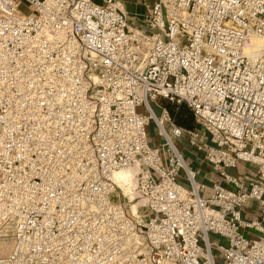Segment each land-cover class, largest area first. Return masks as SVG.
<instances>
[{"label":"built area","instance_id":"built-area-1","mask_svg":"<svg viewBox=\"0 0 264 264\" xmlns=\"http://www.w3.org/2000/svg\"><path fill=\"white\" fill-rule=\"evenodd\" d=\"M142 21L0 0V264H264V50L244 52L264 0H154Z\"/></svg>","mask_w":264,"mask_h":264},{"label":"crops","instance_id":"crops-1","mask_svg":"<svg viewBox=\"0 0 264 264\" xmlns=\"http://www.w3.org/2000/svg\"><path fill=\"white\" fill-rule=\"evenodd\" d=\"M153 1L154 0H120V4L127 12L130 22L132 24L142 26L143 25L142 18L144 14L147 13V11L150 9ZM169 111L173 113L170 109ZM179 124L183 125L182 123ZM183 126L189 128L194 127L191 123L190 124L186 123ZM149 136L151 142L155 144L156 141L152 138L153 134L152 135L149 134ZM183 152L189 166L196 171V176L198 180L206 183L207 185H211V183L215 180L216 174L212 170V168L203 160V153L189 146H185L183 148ZM247 166L252 167L250 164H246V163L244 164V162H240L238 167L236 169L231 170V172L235 174H241L243 169ZM178 180L180 183L184 184L185 186L188 185L183 176V172H180V176L178 177ZM245 218L248 219L249 215H245Z\"/></svg>","mask_w":264,"mask_h":264},{"label":"bare ground","instance_id":"bare-ground-1","mask_svg":"<svg viewBox=\"0 0 264 264\" xmlns=\"http://www.w3.org/2000/svg\"><path fill=\"white\" fill-rule=\"evenodd\" d=\"M261 50H264V35H250L248 42L245 44L244 52L251 55ZM135 173V167H126L116 170L113 175L114 181L118 187H121L120 189L121 191L123 190V194L127 197L129 196L128 198L130 200L134 195L133 189L135 186Z\"/></svg>","mask_w":264,"mask_h":264},{"label":"rangeland","instance_id":"rangeland-1","mask_svg":"<svg viewBox=\"0 0 264 264\" xmlns=\"http://www.w3.org/2000/svg\"><path fill=\"white\" fill-rule=\"evenodd\" d=\"M21 9L23 10V11H25V12H28L29 11V9H28V6L26 5V4H21ZM157 103L159 104V105H161V106H165V107H167L168 109H170L173 113L172 114H174L175 115V119H176V122L179 124V123H182L183 125H185L186 123H188V124H192L193 126H197L198 128H199V126L198 125H196V124H194L193 122V119H192V116H191V114H190V112L184 107V106H181L180 107V110H178V111H176V113H174V111H175V106H173V105H171L168 101H166V100H164V99H162V98H158L157 99ZM156 109V108H155ZM149 134L150 135H152L153 134V139L155 140V141H157V135L155 134V132H154V129H153V126H151V127H149ZM252 167H249V166H247L248 168H250V169H252V168H254V166L253 165H251ZM121 188V187H120ZM122 192H123V190H122ZM129 197V196H128ZM133 202H135V201H133ZM132 202V203H133ZM222 241L224 242V240L222 239ZM2 251H4V249H0V252H2Z\"/></svg>","mask_w":264,"mask_h":264}]
</instances>
